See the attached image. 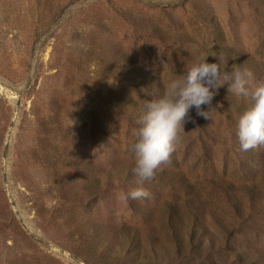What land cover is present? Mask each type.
I'll return each mask as SVG.
<instances>
[{
    "label": "rangeland",
    "instance_id": "obj_1",
    "mask_svg": "<svg viewBox=\"0 0 264 264\" xmlns=\"http://www.w3.org/2000/svg\"><path fill=\"white\" fill-rule=\"evenodd\" d=\"M204 58L264 81V0H0V264H264V148L227 84L125 198L146 102Z\"/></svg>",
    "mask_w": 264,
    "mask_h": 264
},
{
    "label": "clouds",
    "instance_id": "obj_2",
    "mask_svg": "<svg viewBox=\"0 0 264 264\" xmlns=\"http://www.w3.org/2000/svg\"><path fill=\"white\" fill-rule=\"evenodd\" d=\"M253 73L246 68L228 65L218 58L209 63L207 58L188 67L178 79H172L164 94L147 101L145 112L137 121L134 131L137 137L132 148L135 166L132 173L134 184L125 198L146 199V182L152 181L162 166L169 163L171 155L182 140L184 124L191 120L190 110L195 107L197 115L210 118L212 101L217 90L228 85V92L253 102L237 121V137L242 151L264 148V81L250 89ZM206 105L208 110L202 109Z\"/></svg>",
    "mask_w": 264,
    "mask_h": 264
},
{
    "label": "trees",
    "instance_id": "obj_3",
    "mask_svg": "<svg viewBox=\"0 0 264 264\" xmlns=\"http://www.w3.org/2000/svg\"><path fill=\"white\" fill-rule=\"evenodd\" d=\"M180 246V245H179Z\"/></svg>",
    "mask_w": 264,
    "mask_h": 264
}]
</instances>
